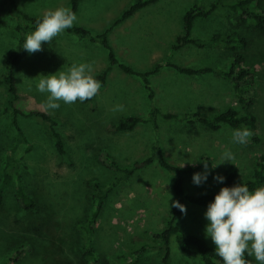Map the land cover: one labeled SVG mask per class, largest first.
Listing matches in <instances>:
<instances>
[{
    "label": "rangeland",
    "instance_id": "rangeland-1",
    "mask_svg": "<svg viewBox=\"0 0 264 264\" xmlns=\"http://www.w3.org/2000/svg\"><path fill=\"white\" fill-rule=\"evenodd\" d=\"M212 1L157 0L111 28L107 40L119 63L141 73H149L159 65L158 73L151 71L153 74L147 77L151 88V81L156 84L159 99H149L140 75L112 65L107 84L90 101L70 105L60 102L59 109L47 112L57 122L56 128L64 143L63 154L55 149L40 118L14 114L11 108L2 113L7 90L5 84H0V187L6 153L13 149L14 158L5 168L12 174V181L1 190L0 264H161L165 249L152 239V234L165 228L172 201H177L171 187L174 174L156 161L128 177H123L117 168L143 160L150 155L152 145L157 144L170 163L183 168L199 166L196 173H202V141L207 132H214L193 119L183 122L178 117L161 115L157 117V129L149 122L139 123L128 131L116 130L115 125L130 115L147 118L155 103L162 107L167 100L174 101L176 111L170 112L169 108V112L164 110L162 114L186 117L196 112L211 118L212 112L204 115L202 109V89L205 85L211 92L230 88L228 81L222 82L213 73L181 74L167 63L197 69L204 64L226 68L234 52L243 55L244 64L253 71L255 85L247 94L248 103L236 98L229 101L236 103L238 115L254 116L253 127L245 124L239 127H247L253 135L247 144L234 143L231 135L234 128L222 124L217 130L220 133L216 134L217 139L224 137L222 145L227 140L235 146L231 150L235 158L215 162L218 165L211 169L214 174L201 185L193 183L194 173L183 174V186L186 193L194 195L220 190L223 182L213 177H224L233 164L237 167L235 185L251 178L256 160L264 155V33L244 23L237 12L219 6L212 16L194 20L190 37L202 43L216 33L238 34L246 39L245 46L238 45L231 50L222 44L202 47L188 43L172 48L176 36L182 33L184 13L195 4L208 5ZM15 2L23 13L31 16H43L49 9L70 6V0ZM133 2L80 0L74 26L85 28L91 35L99 34ZM17 21L18 17L11 15L0 0V78L5 74L6 58L17 43ZM32 31L28 29L25 35ZM82 62L91 63L94 72L100 73L109 64L108 50L99 41L64 31L51 44H42V51L32 54L25 51L14 68L13 83L18 95L14 106L22 113L44 111L42 104L47 93L37 90V75L67 71L73 63ZM116 105H123L124 110L113 111ZM19 131L27 143L19 142ZM222 149L221 157L228 148ZM15 159L20 162L18 170ZM17 174L21 176L25 192L35 202L33 209L24 210L17 204ZM95 182L107 191L90 237L97 262L84 256L82 250L88 240L87 221L96 202L92 198ZM183 205L186 214L181 213L175 224L216 247L211 237L205 235L206 210L187 201ZM167 264L204 263L199 257L182 254L176 236L172 235Z\"/></svg>",
    "mask_w": 264,
    "mask_h": 264
},
{
    "label": "trees",
    "instance_id": "trees-1",
    "mask_svg": "<svg viewBox=\"0 0 264 264\" xmlns=\"http://www.w3.org/2000/svg\"><path fill=\"white\" fill-rule=\"evenodd\" d=\"M80 0H70L69 8L75 13L78 7V3ZM157 0H134V2L127 8L123 10V12L117 17L111 26L105 29L103 32L91 35L88 30L83 27L73 26L70 29H66V32L77 35L80 38L87 37L91 41H99L102 46L108 50V58L109 64L108 66L102 70L100 73L95 75V78L101 82V85H104L106 82L107 75L111 69L112 65H117L121 70L129 74L140 75L143 78L145 87L148 90V97L150 100L154 98V93L152 88L150 87L148 81L149 73L154 72L157 67L148 72H138L133 70L131 67L119 63L110 47V44L107 40L108 32L114 25L119 24L124 21L128 17H130L134 12L144 8L145 6L156 2ZM4 6L7 8V11L16 17H18L19 21L16 22L15 30L18 32L19 36L16 39V44L13 50L9 52L5 65L6 70L3 78H0V84L6 85L7 97L5 100V104L2 110V113L6 112L9 108H11L14 114H20L26 117H38L40 118L44 124L46 131L51 136L54 147L59 154L64 153V143L62 140V136L60 131L57 130V122L52 119L46 112L41 110H31L27 113H22L19 109L14 106L15 100L18 98L16 93V87L13 83V73L14 68L25 50L22 48L25 33L28 29H34L36 26V21L41 19L42 16H31L26 13H23L20 8L17 6L15 0H3ZM227 7L228 9L237 12L240 19L251 26H253L256 30L261 33H264V9H263V0H214L210 2L208 5L204 4H195L190 7L182 17V33L176 36L175 43L172 45L173 49H176L179 46H183L188 43H196L198 46H212L215 44H222L223 46L235 50L239 46L246 45V39L238 34H220L216 33L212 35L207 40H202V43L196 42L195 39L190 37V32L193 26V22L198 17H208L215 14L218 7ZM178 71L186 73V74H199L205 71L212 70L210 67H204L200 69L181 67L178 65H173ZM232 83L235 91L237 92V96L240 101L244 103H248L249 100L247 98L248 91L254 84V74L252 69L244 64V57L239 52H234L231 57L230 64L226 71L217 72ZM91 100V99H90ZM86 100V101H90ZM163 116L165 118H177V115L172 113L162 114L159 109L155 106H152L150 109L149 116L147 118H140L136 116H128L121 119L116 125L115 129L119 131H128L134 129L136 125L139 123H147L149 122L154 129H157V117ZM181 121H191L196 120L201 122L203 125L210 129H218L221 124H227L233 128H239L242 124L253 126L255 123V118L251 114L246 115H238L234 109H227L224 112L219 113L212 119H208L203 117L196 112L187 115L186 117H178ZM20 141L27 143V140L19 131ZM30 146V145H29ZM14 160L13 158V149L9 150L6 153L4 163H3V177L2 183L0 187V203H1V190L7 184L12 181V174L10 172L5 171L6 167H9V164ZM157 162L158 165L173 173L174 180L172 182L171 187L173 188L174 194L176 196L177 201L183 205L184 201H187L191 204L202 207L203 209H207V205L213 201L214 195L219 192V190L211 193L204 194H188L184 190L183 186V174H191L196 173L199 169V166H188V168H183L177 165H174L167 161L163 156L162 149L159 145L153 144L151 148V153L143 160L133 162L129 167L126 168H117L118 171L122 173L123 177H128L133 174L136 170L143 168L144 166L151 164L153 162ZM17 166V170L19 168L20 162L15 159L14 162ZM237 173V167L235 165H230L224 175L223 185L222 187H232L234 186V178ZM16 187H15V199L17 204L21 209L29 210L35 207L34 200L25 192L23 187V181L20 175H16L15 178ZM250 191L255 190L257 187L264 186V155H261L254 168V171L251 175V178L244 182ZM94 186L96 188L92 193V198L94 201V208L89 215L87 221V234L88 240L87 243H84L82 248L84 256H88L94 262H97L96 254L90 247L91 241V233L94 229V223L96 218L98 217L102 206L104 204V199L106 197L107 191L100 186L99 182H95ZM93 207V206H92ZM92 209V208H91ZM181 214V211L172 207L170 209V214L167 218V223L165 228L159 232L152 234V239L157 241L161 245L164 246L165 252L162 257L161 264H167V260L169 258V240L172 235L176 236V241L178 243V247L182 254L189 257H199L204 264H223V261L220 257H218L215 253V247L210 246L206 243L202 238L189 233L188 231L182 229L180 226L176 225V219ZM85 241V240H84ZM20 254V253H18ZM245 258L250 261V264H256L251 256L245 254ZM10 260V258H9Z\"/></svg>",
    "mask_w": 264,
    "mask_h": 264
},
{
    "label": "clouds",
    "instance_id": "clouds-1",
    "mask_svg": "<svg viewBox=\"0 0 264 264\" xmlns=\"http://www.w3.org/2000/svg\"><path fill=\"white\" fill-rule=\"evenodd\" d=\"M76 21V14L68 7L49 9L36 21L35 30L25 35L22 48L29 54L42 51V44H51L58 35L72 28ZM37 77V90L42 94L47 93L42 104L46 113L59 109L60 102L70 105L90 100L98 95L101 88L93 65L86 62L73 63L67 71L58 70L52 74H38ZM112 110L123 111V105H116ZM231 135L234 143L243 145L248 143L253 133L247 127H242L233 129ZM234 158L230 150H225L221 163ZM203 166L204 172L192 176L196 185L207 180L208 164L204 163ZM213 179L222 183L224 177L216 175ZM172 206L186 214V207L178 201L173 200ZM204 216L208 221L205 235L211 237L216 246L215 253L223 264H250L245 254L253 256L258 264H264V186L253 191L243 182L232 187H221L207 205Z\"/></svg>",
    "mask_w": 264,
    "mask_h": 264
},
{
    "label": "crops",
    "instance_id": "crops-1",
    "mask_svg": "<svg viewBox=\"0 0 264 264\" xmlns=\"http://www.w3.org/2000/svg\"><path fill=\"white\" fill-rule=\"evenodd\" d=\"M108 36V35H107ZM111 47V46H110ZM24 54H25V52H24ZM207 61H208V58H207ZM231 61V60H230ZM229 64H230V62H229ZM229 64L227 65V67L226 68H223V67H221V66H219L218 68H216V67H214L213 65H207V64H204V65H202V68H204V67H210L212 70H209V71H205V72H202V76L203 75H205V74H211V73H213V74H215V75H218L219 76V78H221V80H223L222 82H224V81H228L229 83V85H230V88L227 90V91H224V90H222L221 89V91L220 90H213V92H211L207 87H206V85L204 86V88L202 89V106H203V112L204 113H206V114H204V115H208L210 112H212V114H210L209 116L211 117V118H208V117H206V116H203V114H202V116L203 117H206V118H208V119H212V118H214L216 115H218L219 113H221V112H224L225 110H227V109H234L236 112H237V110H236V108H235V104L236 103H232V102H230L229 100H233V98H236L237 99V101H239V102H242V101H240L239 100V98H238V96H237V92L235 91V89H234V87H233V85H232V83L229 81V79H227L226 77H224L223 75H221V74H219V73H217V72H219V71H226L227 69H228V66H229ZM169 68H172V69H174L176 72H179V73H181V74H186V73H183V72H180V71H178L173 65H176V64H172V63H167L166 64ZM215 65H216V63H215ZM156 67H157V69L153 72V73H158V71H159V69H160V67H159V65L158 64H156L155 65ZM154 66V67H155ZM179 66V65H178ZM181 67H187V66H183V65H180ZM106 67H104V69H105ZM188 68H190V67H188ZM192 68V67H191ZM103 69V70H104ZM154 69V68H153ZM153 69H151V70H153ZM194 69H197V68H194ZM198 69H200V68H198ZM153 73H149V74H153ZM96 74H98V73H95V75ZM190 75H196V74H190ZM217 78V77H216ZM108 79H109V77H108V75H107V78H106V82H105V84H107V82H108ZM217 80V82H218V80L219 79H216ZM104 84V85H105ZM154 84V85H153ZM104 85H101L102 87H104ZM151 85H152V89H153V93H154V98L156 97L157 99H159V96L157 95V93H158V91H157V86H156V84L153 82L152 83V81H151ZM255 85V79H254V84H253V86ZM253 86L251 87V88H253ZM228 91H230L231 93H227ZM248 93H249V91H248ZM228 94H230V95H228ZM187 96L189 97L190 95H188L187 94ZM235 99V100H236ZM187 101L188 102H190V100L189 99H187ZM160 103V102H159ZM242 103H244V102H242ZM156 104V106L155 107H157L158 109H159V111L160 112H163L164 110H167L168 112H169V108L172 110H170V112H174V110L176 109V108H174V101H171V100H167L165 103H163L161 106L162 107H160L159 105H157V103H155ZM176 111V110H175ZM168 112H165V113H168ZM145 113H147V111L145 112ZM173 114V113H172ZM175 115H177V117H181V116H178L179 114H175ZM252 115V114H251ZM130 116H136V115H130ZM126 117H128V116H126ZM136 117H140V118H143V117H141V116H136ZM256 124V122L254 123V125ZM222 125V124H221ZM253 125V126H254ZM229 126V125H228ZM247 126H250V125H247ZM253 126H250V127H253ZM206 127V126H205ZM221 127V126H220ZM219 127V128H220ZM229 127H231V126H229ZM208 128V127H207ZM218 128V129H219ZM231 128H233V127H231ZM209 130H211L212 132H214V133H211L210 131H209V133L207 132L206 134H205V136H204V138H203V141H202V169L204 168V163H207L208 164V169H209V174H208V176H207V178H210L214 173L211 171V169H213L214 167L213 166H216L217 164L215 163V162H217L218 160H220L222 157L220 156V152L221 151H223V149L222 148H224V147H226V148H228V150H232V149H235V146L233 145V144H231V143H228L227 142V140H226V142H224V143H227L226 145H222L223 144V142H221V141H223V139H224V137H222L223 139H217L218 138V136H216V134H219L220 135V133L217 131L218 129H215V130H213V129H210V128H208ZM234 129H236V128H234ZM250 152L252 153V150H250ZM248 155V154H247ZM248 156H250V155H248ZM247 156V157H248ZM261 156V155H260ZM259 156V157H260ZM258 157V158H259ZM258 160V159H257ZM257 160H256V162H257ZM234 165V164H233ZM194 166V165H193ZM236 166V165H235ZM256 166V165H255ZM181 167V166H180ZM253 171H254V168H253V170H252V173H253ZM252 175V174H251Z\"/></svg>",
    "mask_w": 264,
    "mask_h": 264
}]
</instances>
